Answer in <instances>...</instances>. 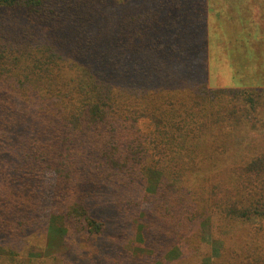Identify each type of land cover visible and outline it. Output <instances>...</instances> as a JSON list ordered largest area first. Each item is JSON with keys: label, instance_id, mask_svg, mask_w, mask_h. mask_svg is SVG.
Returning <instances> with one entry per match:
<instances>
[{"label": "trees", "instance_id": "trees-1", "mask_svg": "<svg viewBox=\"0 0 264 264\" xmlns=\"http://www.w3.org/2000/svg\"><path fill=\"white\" fill-rule=\"evenodd\" d=\"M195 2L0 0V236L20 240L37 222L34 188L44 171L60 179L71 173L64 200L80 196L86 156L79 163L72 150L93 141V129L104 138L94 145L106 164L136 166L164 183L157 203L164 218L176 208L201 227L213 220L264 225V144L229 175L202 173L228 151L231 137L247 130L264 136V97L208 89L198 26L204 13ZM15 110L24 112L19 121ZM19 134L28 135L21 159L28 198L16 177L7 178ZM125 182L133 184L131 176ZM27 210L31 217L23 216ZM181 254L171 253L167 263L191 255Z\"/></svg>", "mask_w": 264, "mask_h": 264}, {"label": "rangeland", "instance_id": "rangeland-1", "mask_svg": "<svg viewBox=\"0 0 264 264\" xmlns=\"http://www.w3.org/2000/svg\"><path fill=\"white\" fill-rule=\"evenodd\" d=\"M199 2L195 4L199 13H204L198 26L205 36L208 89L257 90L264 97V0ZM16 112L12 115L19 121L24 112ZM260 112L264 113L263 107ZM26 122L21 126L25 127ZM91 133L93 141L84 149L72 150L79 163L86 156V165H82L84 183L78 191L82 197L77 196L72 203L64 200L71 197V173L67 179H60L55 172L44 171L42 181L34 188V198L41 201L34 211L38 220L20 240L0 236V264H20L26 258L33 264H171L173 261L167 263L171 253L177 256L180 251L181 257L185 251L191 255L179 264H264V225L213 220L210 227H201L198 221L188 223L189 219L176 208L175 215L164 218L165 211L157 205L164 183L152 174L147 176L144 170L143 175L139 174L136 166L132 171L129 164L127 168L106 164L94 145L103 136L95 129ZM27 136L17 135L13 146L15 165L7 169L8 180L16 177L15 185L21 186L26 198L21 159L23 151L28 150ZM263 144L264 136L250 130L245 135L237 134L231 137L228 151L204 165L202 173L221 169L229 175L234 164L242 163L246 154ZM78 151L82 152L76 154ZM127 175L133 184L125 182ZM32 215L27 210L23 216ZM184 222L188 224L183 226Z\"/></svg>", "mask_w": 264, "mask_h": 264}]
</instances>
